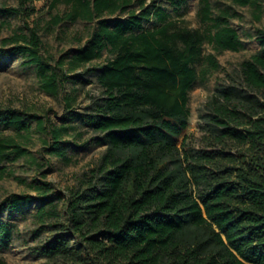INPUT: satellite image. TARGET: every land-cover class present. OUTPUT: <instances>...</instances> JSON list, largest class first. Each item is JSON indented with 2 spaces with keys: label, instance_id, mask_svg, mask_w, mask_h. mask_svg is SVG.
Returning a JSON list of instances; mask_svg holds the SVG:
<instances>
[{
  "label": "trees",
  "instance_id": "trees-1",
  "mask_svg": "<svg viewBox=\"0 0 264 264\" xmlns=\"http://www.w3.org/2000/svg\"><path fill=\"white\" fill-rule=\"evenodd\" d=\"M34 1L19 0L18 7L2 11L27 18L34 9L25 11V6ZM146 1L50 4V9L58 3L70 8L54 16L51 26L100 20L70 65L75 70L107 55L88 70L96 74L100 93L79 114L80 122L101 136L105 151L69 192L64 221L54 209L47 212L55 233L40 256L60 264H264V30L258 31V51L239 64L235 76L227 75L207 102L200 147L194 148L186 138L180 142L188 128L189 92L200 76L219 67L214 55H202V47L218 54L242 46L229 13L213 16L209 0H199L200 20L210 24L205 32L171 19L164 9L147 7ZM188 1L169 3L178 8ZM229 1L260 9L257 0ZM134 4L139 13L132 10L113 27L101 20ZM151 20L156 26L145 29L143 22ZM20 31L0 39V45L37 65L41 90L56 96L66 78L43 64L37 28ZM203 59L207 68L199 72ZM57 64L62 68L63 60ZM66 99L69 108L75 98ZM0 123L18 133L29 131L23 115L14 111L0 116ZM69 130H50L53 149ZM26 155L12 137L0 139V164ZM35 189L47 193L49 188ZM29 200L14 197L9 208ZM1 231L6 242L10 229L2 226Z\"/></svg>",
  "mask_w": 264,
  "mask_h": 264
},
{
  "label": "rangeland",
  "instance_id": "rangeland-1",
  "mask_svg": "<svg viewBox=\"0 0 264 264\" xmlns=\"http://www.w3.org/2000/svg\"><path fill=\"white\" fill-rule=\"evenodd\" d=\"M259 11L250 6L240 7L229 0H209L213 16L227 11L231 16L229 25L238 34L241 48L238 51L216 53L210 46L203 45L202 55H214L218 62L217 70H209L189 92L188 128L180 138H186V144L200 147V130L203 117L207 113L206 104L216 90L226 84V76H235L239 64L258 51V31L264 30V0H257ZM52 0H36L25 6V11L33 8L29 17L8 15L2 10L18 7L19 0H0V39L37 28L41 41L39 55L43 64L51 72L65 77V84L59 88L56 96L45 94L41 90L38 66L29 63L26 56L12 51L10 46L0 45V116L7 111L22 114L28 124V132H16L4 129L0 123V139L12 137L27 150V155L15 161L0 164V260L6 264H60L48 261L40 256L43 244L54 236V220L47 218L54 209L61 221L65 219V206L69 192L77 188L89 172L96 167L105 151L101 136L92 132L79 120L92 97H97L100 88L96 74L88 70L98 68L106 60V53L100 59L93 60L75 70L71 69L70 60L78 50L98 30L100 20L85 22L62 21L51 26L52 18L64 16L70 8L58 3L50 9ZM146 6L164 9L171 19L191 29L203 32L209 23L200 20L199 0H189L175 8L169 0H147ZM138 6L134 4L126 12L104 15L101 20L113 27L116 22L128 18L129 13ZM259 16V19L256 17ZM156 26L154 20L143 22L145 29ZM63 60V67L58 68L57 61ZM203 59L197 70H205ZM67 96H73L75 102L67 107ZM67 126L68 135L62 138L59 149H53L48 133L51 129ZM179 142V144H180ZM61 153L64 157L60 156ZM48 184V185H45ZM48 189L37 191L35 188ZM42 196L46 201H42ZM29 198V203L17 208H9L12 198ZM45 211L38 214L40 209ZM10 229V238L2 240L1 227ZM73 242V241H72Z\"/></svg>",
  "mask_w": 264,
  "mask_h": 264
}]
</instances>
